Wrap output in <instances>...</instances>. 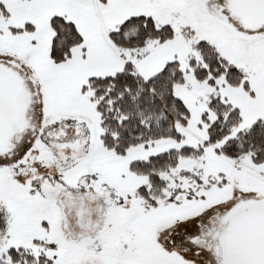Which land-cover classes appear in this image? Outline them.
Here are the masks:
<instances>
[{
  "label": "snow or ice",
  "instance_id": "obj_1",
  "mask_svg": "<svg viewBox=\"0 0 264 264\" xmlns=\"http://www.w3.org/2000/svg\"><path fill=\"white\" fill-rule=\"evenodd\" d=\"M0 264H264V0H0Z\"/></svg>",
  "mask_w": 264,
  "mask_h": 264
}]
</instances>
